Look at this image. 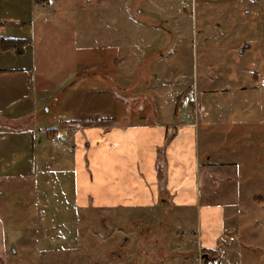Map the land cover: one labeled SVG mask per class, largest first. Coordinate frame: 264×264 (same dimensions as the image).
Returning <instances> with one entry per match:
<instances>
[{"label": "rangeland", "instance_id": "obj_1", "mask_svg": "<svg viewBox=\"0 0 264 264\" xmlns=\"http://www.w3.org/2000/svg\"><path fill=\"white\" fill-rule=\"evenodd\" d=\"M208 1L0 0V22L18 23L6 25L7 31L33 40L20 63L37 52V82H48L45 99L37 104L39 119L13 121L10 131L4 129L7 143L21 137L29 143L11 153L6 170L0 169L7 264H183L182 256L172 254L183 248L172 236L170 221L161 238L163 250L146 235L157 229L146 213L76 205L72 136L62 127L80 121L70 122L75 111L69 112L67 104L79 91L102 90L116 98L112 114H98L84 124L129 125L138 121L133 113H143L148 103L157 113L165 107L170 113L178 108L184 119L188 115L194 121L198 115L202 157L240 169L245 199L239 242L264 264V70L254 35L259 27L238 36V27L230 23L250 9L247 0L234 6ZM251 9L259 14L260 9ZM226 36L235 48L247 41L250 50L228 55L215 43ZM83 45L91 47V54L82 60ZM250 59L253 67L239 69L237 60ZM229 61L236 70L222 72L224 77L209 70L214 65L231 69ZM80 69L85 72L75 81ZM165 81L171 82L168 90Z\"/></svg>", "mask_w": 264, "mask_h": 264}, {"label": "crops", "instance_id": "obj_2", "mask_svg": "<svg viewBox=\"0 0 264 264\" xmlns=\"http://www.w3.org/2000/svg\"><path fill=\"white\" fill-rule=\"evenodd\" d=\"M16 24L0 22V169L3 170L11 153L29 144H24L22 137L14 144L7 143L4 129L10 131L13 121L38 120L37 104L41 98L45 99L48 86L45 79L37 82L35 76L37 52L31 53V61L26 64L19 61L29 55L32 38H25L29 44L23 52L1 48L2 38L24 39L5 27ZM81 49L83 60V56L91 54V47L83 45ZM139 67L135 66L134 72ZM85 70L74 72L75 81ZM170 83L165 81L167 86L163 87L168 90ZM114 104L116 98L107 90L79 91L68 100V111H75L70 122L80 121L62 127L67 136H72L69 148L78 208L92 207L116 214L146 213L157 228L154 235L151 231L146 235L158 241L163 250L161 238L172 225L175 229L172 236L183 248L178 253L172 250V254L182 256L183 264H202L205 258L215 264H260L259 258H253L252 252L239 242L244 217L239 211L245 199L240 169L235 164L212 162L211 156L202 157L198 115L194 121L188 115L184 119L178 108L170 113L165 107L157 113L148 103L143 113L139 110L133 113V120L138 121L129 125L84 124L98 114H112ZM80 124L81 127L76 126ZM52 131L55 134L57 129ZM254 197V201H262ZM0 198H4L2 192ZM7 232V224L0 219V264H7L8 260ZM15 253L12 254L16 257Z\"/></svg>", "mask_w": 264, "mask_h": 264}, {"label": "flooded vegetation", "instance_id": "obj_3", "mask_svg": "<svg viewBox=\"0 0 264 264\" xmlns=\"http://www.w3.org/2000/svg\"><path fill=\"white\" fill-rule=\"evenodd\" d=\"M237 0H211V2L208 1V3H213V4H222V3H225L227 2L228 4H232V6L236 5ZM205 3H207V1H205ZM246 3H249L251 6H250V9L246 11L245 15L244 16H241L235 20H232L230 23L234 26V29L236 27H238V36H242V35H245L247 34L249 31L252 32V29L254 25H258L259 28H257V30H255V34L257 36V39L258 40H255L257 41V45L255 46V50H256V55L259 56V57H262V65H261V69L264 70V6H263V11H262V7L261 5L264 4V0H247ZM260 6V7H259ZM251 8H257V9H260L259 10V14H257L256 11H252ZM218 28L220 30H223L222 27L218 26ZM249 32V33H250ZM260 37V39L258 38ZM226 39V40H224ZM221 38V39H217L215 38V43H216V46H218L219 48L218 49H222L224 51H227V54L228 55H231V52L235 50H239V52L242 54L244 52H246L247 50H250L251 48V44H249L247 41H243L240 43V45L238 47L235 48V44L233 43V38ZM258 46V49L256 48ZM224 47V48H222ZM227 56V55H226ZM235 60V59H234ZM248 62V61H247ZM246 61H239L237 60V63L239 64V69H245V71H247L246 69H249L252 66L251 64V59L249 61V63H247ZM230 64H228V67L231 68V69H227L225 70L224 68H221L220 69H214V67H209V70H211L214 74H215V77L216 76H226V74H222V72H229L230 71H235V67H236V64L231 61H229ZM244 66V67H243ZM260 68V67H259ZM223 69V70H222ZM252 70H256V69H252ZM217 73V74H216ZM233 74V73H232ZM236 74V73H235ZM229 74H227L228 76ZM213 80V78H211V81ZM215 81V80H214ZM263 102L264 100L261 102L262 105H263Z\"/></svg>", "mask_w": 264, "mask_h": 264}, {"label": "trees", "instance_id": "obj_4", "mask_svg": "<svg viewBox=\"0 0 264 264\" xmlns=\"http://www.w3.org/2000/svg\"><path fill=\"white\" fill-rule=\"evenodd\" d=\"M28 44V39L2 38L1 40V48L4 50L16 49L18 52H23ZM208 262H210V260L205 258V264H208Z\"/></svg>", "mask_w": 264, "mask_h": 264}, {"label": "built area", "instance_id": "obj_5", "mask_svg": "<svg viewBox=\"0 0 264 264\" xmlns=\"http://www.w3.org/2000/svg\"><path fill=\"white\" fill-rule=\"evenodd\" d=\"M208 264H215L214 262H212V261H210V262H208Z\"/></svg>", "mask_w": 264, "mask_h": 264}]
</instances>
